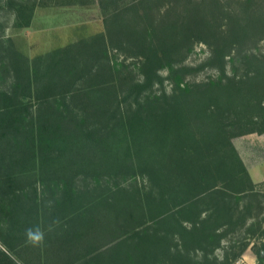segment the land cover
Segmentation results:
<instances>
[{
	"label": "rangeland",
	"instance_id": "obj_1",
	"mask_svg": "<svg viewBox=\"0 0 264 264\" xmlns=\"http://www.w3.org/2000/svg\"><path fill=\"white\" fill-rule=\"evenodd\" d=\"M99 1L54 0L60 4H75L36 6V9L35 5L42 0H0V52L5 56L8 54L13 63L24 64L7 45H14L19 55L31 62L57 49L72 47L73 51L63 55L67 59L74 57L72 60L82 66L75 67L83 71L78 78L79 73L72 68L66 77L76 83L73 92L77 94L57 98L58 103L51 104L52 111L44 116L62 120L64 129L70 132L75 120L79 132L72 138L74 145L77 140L78 145H87L89 141L92 146L95 140L92 131L96 130L104 148L101 159L118 163L112 170L102 172L104 175L99 181L94 179H99V174L91 171V180L85 170L88 179L86 182L78 180L82 182L81 186L89 187L91 183L95 191L101 192L111 189V182L126 191V199L140 196L145 200L144 208L140 206L139 214L134 212L132 220H129L128 211L117 213L116 231L107 236L103 245L112 239L115 245L127 240L126 234L136 227L140 230L139 260H150L153 264H202L206 253L198 250L201 243L196 241L200 235L186 241L189 250L185 252L190 251L189 255L183 252L181 242L173 241V235L170 236L158 222L160 213L150 201L148 178H135L127 169L132 162L175 155L178 144L167 139L162 154H154L155 147L146 151L143 148V152L137 154V148L135 151L127 149L123 141L127 121L134 123L142 119V115H149L156 125L159 121L164 123L169 117L161 106L164 102L184 104L194 98L191 91L205 92L213 96L209 101L223 113H239L250 99H254V108H249L247 114L253 115L252 118L260 115L258 119L253 118V124L237 127L230 138L251 178L243 189L254 191L241 196L238 201L235 197L239 188L231 184L226 187L225 192L231 195L228 198L231 208L236 207L232 208L234 222L242 226L234 231L230 228L222 230L221 247L211 249L207 256L212 264H226L227 259L230 260L227 264H264V109H258L255 102V99L261 100L264 106V0H105L104 12ZM32 8L36 10L34 17L30 25L24 27ZM116 16L119 17L115 19ZM100 34L104 36L100 37ZM105 43L109 54L104 51ZM39 64L37 60L38 68ZM58 91H65V87L60 86ZM134 99H138L141 106L135 105ZM246 129H254V132H245ZM28 136L29 129L26 128L21 137L26 144ZM25 150V146L18 149V157ZM55 150L54 156L64 159V153L58 148ZM47 153L45 155H50ZM2 163L4 169L0 178L5 179L7 186L1 184L0 251L9 256L11 264H25L4 245L21 237L15 230L19 229L15 217L24 214L29 219L20 227L25 233L22 241L33 243L28 237V229L44 237L43 217L56 211L55 207L67 196L53 189L57 184L63 185L61 181H54L47 171L44 174H16L8 169L9 159ZM166 163L172 167L178 164H173L170 158ZM117 170L121 174L112 175ZM12 179L23 181L9 186L7 182ZM221 197L208 199L206 205L211 206L212 200L222 210ZM129 242L132 246L131 239ZM103 245L98 247L102 252L108 247ZM196 257L201 260L198 262ZM214 257L218 261H214ZM120 261V256H114V264H120ZM205 262L203 264H210Z\"/></svg>",
	"mask_w": 264,
	"mask_h": 264
},
{
	"label": "trees",
	"instance_id": "obj_2",
	"mask_svg": "<svg viewBox=\"0 0 264 264\" xmlns=\"http://www.w3.org/2000/svg\"><path fill=\"white\" fill-rule=\"evenodd\" d=\"M66 4L75 3L64 2L60 5ZM104 4L105 0L99 1L103 12ZM36 6L38 5H35V8ZM35 8L30 9L31 15L24 27L30 25ZM102 36L104 35L100 34V37ZM4 39L8 41L6 36ZM7 46L24 64H15L8 54L5 56L0 52V173L4 169L2 162L6 158L11 164L8 169L16 174H44L47 171L54 181H61L63 185L57 184L53 189L62 191L63 196H67L60 206L55 207L56 211L51 212L49 217H43L42 264H114V256L121 257L120 264H153L150 260H139L140 230L136 227L126 234L127 240L115 245L112 239L104 244L108 246L105 251L98 249L99 245L106 242L107 236L116 231L114 226L117 223V213L128 211L129 220H132L134 212L139 214L140 206L144 208L145 200L140 196L136 199H126V191L111 182V189L101 192L95 191L91 183L89 187L81 186L82 182L78 180L86 182L88 176L92 180L91 171L99 174V179L94 177L99 181L104 175L102 172L112 170L118 163L112 164L101 159L104 148L100 145L96 130L92 131L95 137L92 146L89 141L87 145H78L77 140L74 145L72 138L79 132L75 120L70 132L64 129L62 120H51L44 116L52 111L51 104L58 103L57 98L63 99L77 94L73 92L76 83L66 77L69 76V68H72L79 73L78 78L83 72L79 71L82 66L72 60L74 57L69 56L67 59L63 55L66 51H73L72 47L68 45L57 49L31 62L29 58L19 55L14 45ZM104 51L109 54L106 43ZM37 60L40 61V68L36 66ZM75 67H79V70ZM60 86H64L65 91L60 93ZM205 95L207 97H204ZM191 97H194L191 102L185 101L184 104L175 102L170 105L164 102L161 106L169 116L164 123L159 121L156 125L149 115H142V119L139 118L140 120L134 123L127 121L123 143L127 149L135 151L137 148V154L142 153L143 148L146 151L152 147H155L154 154H162L163 146L168 143L167 139L178 144L175 155L166 154L165 158L132 162L127 169L135 178H148L150 201L155 211L160 213L158 222L166 228L170 236L173 235V241L176 239L181 242L182 251L185 252L189 250L186 241L200 235L196 241L201 243L198 250L206 253L202 264L205 260V263L212 264L207 252L221 247V231L225 228L234 231L242 226L234 222L232 208L236 207L231 208L228 200L231 195L225 192L226 187L231 184L239 188L235 197L238 201L241 196L254 192L252 189H243L251 178L231 145L230 138L237 127L245 128L244 126L253 124V118L258 119L260 115H254L252 118L253 115L247 114L249 108H254V99H250L239 113H223L216 109V104L209 101V98H213L211 94L191 91ZM255 102L258 109H264L261 100L255 99ZM134 104L141 106L138 99H134ZM34 110L36 114H33ZM26 128L29 129L28 144L21 139ZM245 132H254V129ZM88 133L89 131L87 136ZM23 146L26 150L18 157V149ZM56 148L64 153V159L54 156ZM105 148L108 151L106 144ZM169 158L173 164H178L173 167L168 165L166 159ZM174 158L177 159L176 162ZM238 169L241 172H238ZM85 170L89 172L88 176ZM118 174H121L119 170L112 175ZM21 181L23 180L12 179L7 183L9 186H16ZM1 184L7 186L5 179L0 178V192L3 191ZM218 195H222V210H219L212 200L211 206L206 205L208 199ZM37 227L40 228V220ZM0 256L3 258L0 264H11L12 260L6 253L0 251ZM196 260L199 262L201 259L196 257ZM214 261H218V258L214 257ZM229 262L227 259L226 264Z\"/></svg>",
	"mask_w": 264,
	"mask_h": 264
},
{
	"label": "crops",
	"instance_id": "obj_3",
	"mask_svg": "<svg viewBox=\"0 0 264 264\" xmlns=\"http://www.w3.org/2000/svg\"><path fill=\"white\" fill-rule=\"evenodd\" d=\"M51 1V2H50ZM54 0H42V3H39L38 7H48V6H62L66 7L68 5H60L57 2H53ZM53 4H50V3ZM36 8V9H37ZM36 11V10H35ZM35 14V12H34ZM34 17V15H33ZM16 223L19 226V229H15L16 233H18L21 237L18 241H8V243H4L7 250L15 252L16 256L21 259L22 261H25V264H42L43 261V244H34L30 241L23 242L22 240L25 239V233L20 228L21 226H24L26 223L29 222V219L24 214H18L15 217ZM32 231V229H28ZM33 232V231H32ZM37 233V232H34Z\"/></svg>",
	"mask_w": 264,
	"mask_h": 264
},
{
	"label": "clouds",
	"instance_id": "obj_4",
	"mask_svg": "<svg viewBox=\"0 0 264 264\" xmlns=\"http://www.w3.org/2000/svg\"><path fill=\"white\" fill-rule=\"evenodd\" d=\"M28 237L34 244H39L43 240L42 234L34 233L31 230H29V232H28Z\"/></svg>",
	"mask_w": 264,
	"mask_h": 264
}]
</instances>
